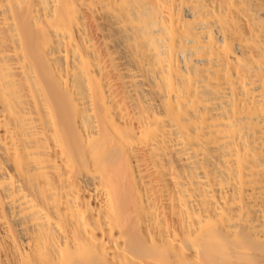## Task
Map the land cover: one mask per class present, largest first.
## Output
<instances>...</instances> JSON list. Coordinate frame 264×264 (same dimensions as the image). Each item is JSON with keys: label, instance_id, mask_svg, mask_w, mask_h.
I'll return each instance as SVG.
<instances>
[{"label": "bare ground", "instance_id": "obj_1", "mask_svg": "<svg viewBox=\"0 0 264 264\" xmlns=\"http://www.w3.org/2000/svg\"><path fill=\"white\" fill-rule=\"evenodd\" d=\"M0 264H264V0H0Z\"/></svg>", "mask_w": 264, "mask_h": 264}]
</instances>
